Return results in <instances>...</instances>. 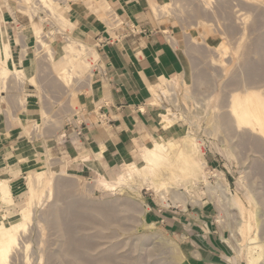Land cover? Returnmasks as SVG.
Instances as JSON below:
<instances>
[{
    "label": "rangeland",
    "instance_id": "obj_1",
    "mask_svg": "<svg viewBox=\"0 0 264 264\" xmlns=\"http://www.w3.org/2000/svg\"><path fill=\"white\" fill-rule=\"evenodd\" d=\"M151 3H159L158 12ZM148 5L183 56L181 73L150 86L147 101L156 125L169 127L162 139L175 149L155 186L144 175L116 186L129 163L76 174L53 146H65L74 124H98L84 102L98 87L99 49L128 22L111 0H0V42L26 71L0 77V176L13 198L10 206L0 202V216L20 214L29 174L48 166L31 222L5 264H264V136L232 115L237 96L264 101V0ZM83 17L107 33L96 37L79 27ZM31 41L32 62L21 68ZM70 43L97 55L76 48L78 58L62 63Z\"/></svg>",
    "mask_w": 264,
    "mask_h": 264
},
{
    "label": "crops",
    "instance_id": "obj_2",
    "mask_svg": "<svg viewBox=\"0 0 264 264\" xmlns=\"http://www.w3.org/2000/svg\"><path fill=\"white\" fill-rule=\"evenodd\" d=\"M111 1L128 22L127 30L118 39L102 42L98 87L91 101L84 102L85 109L92 108L102 122L74 124L64 135L65 146H53L66 157L62 163L65 168L76 174L110 173L125 163L140 160L142 149L167 133L156 125L147 103L149 88L165 77L180 74L184 68L181 51L150 17L148 1ZM84 21L85 24L79 22V27L86 25L89 32L98 33L96 37L107 33L90 20Z\"/></svg>",
    "mask_w": 264,
    "mask_h": 264
},
{
    "label": "bare ground",
    "instance_id": "obj_3",
    "mask_svg": "<svg viewBox=\"0 0 264 264\" xmlns=\"http://www.w3.org/2000/svg\"><path fill=\"white\" fill-rule=\"evenodd\" d=\"M24 1H26V0H24ZM41 1H43V2L45 1V3H46L48 0H41ZM252 1H254V0H252ZM159 3L149 4V5H151L153 12L156 13L159 11V9H158ZM38 34H39L38 31L36 33H34V35L37 36V38L40 37ZM35 39H36V37H35ZM37 42H38V44L41 43L42 46L46 45V44H44V41H42V40H37L36 43ZM259 42L261 43V41H259ZM9 45L8 44L2 45L0 42V77L6 78L9 74V72H11V71H15V74H17L19 76H24L26 71L23 70L25 68V67L23 68V65H27L29 62L30 63L32 62L30 60L31 55H30L29 50L33 48V43L31 41L29 44H26L27 47L23 51L24 52V58L23 57L22 58L24 59L25 62H22V61L19 62L20 63L19 67L21 66V68H23V69H20L16 66V61L14 59V56L11 53ZM87 46L79 45L78 47H75V46H73L72 43L68 44L67 47L65 48V55L62 56L60 61L62 63L73 62L72 61V60H74L73 58H76L78 55L77 53H75L76 48H77V50H79V53H80V51L84 52L83 54L86 53L85 56H87L88 58L90 56L93 57L94 55H97V53H95V52L93 55L90 54L89 52L87 53ZM48 53L50 54L49 51H48ZM52 57H51V59H53ZM86 59H83V61ZM83 61H81V62L83 63ZM86 61H87V63H91L90 60H86ZM81 62H79V63H81ZM52 63H53V61H52ZM75 66H76L75 68H78L77 65H75ZM71 68H74V66L73 67L71 66ZM65 71H66V69H65ZM255 99L256 98L254 97V95L248 96L246 98H242L240 96L235 97L234 98L235 102L233 104L234 105V108H233L234 113H232V115H234V117H235L234 119H236L235 122L237 121V123L239 122V124H242L243 126L251 128L252 130H255L256 132L258 130V132L264 136V101L257 102L258 100H256V102H255ZM257 99H258V97H257ZM165 118H166V116H165ZM165 118H162V119H165ZM165 127H166V129L169 128L167 126H165ZM248 128H246V129H248ZM255 131H253V132L255 133ZM3 136H6V134H3ZM174 149H175V147L173 146V144L171 142L165 141L162 138L158 139V140L151 141L150 144L146 145V147H144L142 149V152H141L142 164H141V166H139L138 164H135V163L134 164L129 163L125 167L124 171L118 176L117 182H114V183L116 184V186L126 184V183H128L129 180H132L135 175H137V176L144 175L142 177H145V178L148 177L154 182L160 167L167 164L168 162L172 161V158H171L172 154L171 153L174 151ZM26 155H28L26 151L22 152V154L20 155L21 160H23V158L26 157ZM182 155L185 156L184 154H181V153L179 154V156H181V158H183ZM179 156H178V158H179ZM29 165H30V163H29ZM66 167H67V165H66ZM93 167H95V166H93ZM47 169H48V166H47V168L46 167L45 168H38L35 173L29 174V179H30L31 183H30L29 188H28V190H29L28 201H27L26 206L21 210L20 214L13 216V217H7V215H5L3 213L0 216V264H5L8 262V259L10 258L11 254L13 253V251L18 246L17 244L19 242L18 240H19L20 233L25 232L26 229L28 228L30 222H31L33 205L37 201L40 188L45 186L44 180L48 175ZM69 181H71V180H69ZM100 184L102 186H104L106 189L114 188V186H115L114 184L112 185L109 181H107V179H104V178H101ZM154 186H155V182H154ZM160 187H166L165 183L162 184V186H159L156 184V188H160ZM0 202H1V205L3 204L5 206H10L13 203L12 191L10 188V184L7 181V178L4 176H0Z\"/></svg>",
    "mask_w": 264,
    "mask_h": 264
},
{
    "label": "built area",
    "instance_id": "obj_4",
    "mask_svg": "<svg viewBox=\"0 0 264 264\" xmlns=\"http://www.w3.org/2000/svg\"><path fill=\"white\" fill-rule=\"evenodd\" d=\"M100 118H102V117H100ZM102 121H101V119H98V124H100Z\"/></svg>",
    "mask_w": 264,
    "mask_h": 264
}]
</instances>
